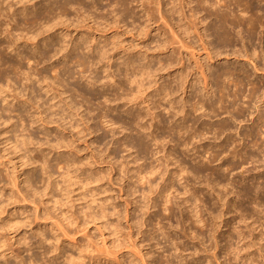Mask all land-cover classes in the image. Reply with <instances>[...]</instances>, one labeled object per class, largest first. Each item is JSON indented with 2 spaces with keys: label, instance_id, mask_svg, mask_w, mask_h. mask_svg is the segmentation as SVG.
I'll use <instances>...</instances> for the list:
<instances>
[{
  "label": "rangeland",
  "instance_id": "rangeland-1",
  "mask_svg": "<svg viewBox=\"0 0 264 264\" xmlns=\"http://www.w3.org/2000/svg\"><path fill=\"white\" fill-rule=\"evenodd\" d=\"M3 1H4V4L2 3L1 6H3V5L4 6L3 7L0 6L2 8L1 10L3 11L2 16H4V18H5L4 19V18L0 17V26H2V27H0V29L2 28V30H3V31L1 30V33H0V45H1L0 46V109L1 108L4 109L6 107H9L10 109L9 108H6V109H9V110L12 109L13 112H12V110L10 112L4 111L7 114L5 113L3 118L2 119L0 118V161H1L0 162V169H2V170H0V191H1V193H0V196H1L0 197V264H108V263L109 264H116V263H120V264H134L135 263L136 264V262H137V264H147V263L150 264L151 262H150V260H148V258L146 259L148 262L145 261V258L147 257V256H145L146 253H148L150 256L153 254L155 263L157 262L159 264L158 261L161 259L160 258L161 255L159 253H161V254L163 253L162 256L164 255L163 257L167 261L169 254H171L172 257L174 255H179L180 250H183L182 256H184V258L183 257L182 258L185 260L183 261V259H181V257H179L181 260L179 258L173 259L172 257H170L171 259H173L172 264H179L180 262H181L180 264H184V263L185 264H194V263L197 264L199 253H200L199 259L201 260V262L204 261L205 262L204 264H207V259H208L207 257L208 256H210V260L212 258L213 264H218V263L225 264L227 261L229 262V260L227 258L228 256L226 255L225 251L223 250V244L225 242L220 241L219 245L217 247L215 244V241L214 240L212 241L209 238V236H210L209 235V233H210L209 228L208 229L204 228V232H206L207 234L206 233L201 234V231H199L198 228H196V227H198V224L196 223L194 225L191 223L190 217L194 214V213L190 212L191 211L190 210L191 202L186 204L183 199L187 198L188 195L191 196L190 194L192 192H195V194H196L195 198L192 197L193 199H191L192 203H194V206L196 205V207H198V208H196L197 210L200 209L202 211L201 212L202 213V219H204L205 221L208 220L209 222L214 221L213 222L214 224L213 223L212 224L217 228L214 227L213 231H215V235L219 240L221 239L220 236L222 237L223 234L227 235L230 231H233L235 229L243 230L244 233L246 234L245 237H247V235L248 236L254 235V238L256 239L255 236L258 235L257 241L259 238L263 240L262 242H260L261 240L259 239V242H258L259 245H257L258 244L257 241L255 240L256 241L255 242L254 238H251L253 236H249L250 237L249 239H253L255 244L257 243L255 245V247L256 246L257 247L256 248L253 247L251 252L253 251L255 254H256V252H258V253L260 252L259 254L261 255V250H262V254L264 255V253H263L264 252V247H263L264 246L263 245L264 244V238H263L264 235H262V234H264V227H263L264 226L263 225L264 224V212L260 213L259 211H257V213H256L257 215L255 214L256 216L255 215L247 216L246 217L247 222L246 221L242 222L243 218H241V217L246 216L245 213L240 211L239 209L233 210V208H235V207H233L234 203L236 204L235 206H237L238 202L243 197V194L241 193V191L243 189L248 188L249 185L252 188L253 186H255V183L258 186L261 185V187H264V162H262V161L260 163H250L249 162L248 164H243L241 167L239 166L238 169L231 171V170H227V163H241L242 162L241 158L228 157L229 151H227V153H224L223 155H221V157L218 161H216L212 164H209V161L211 158V152L213 150H211L209 153H207L205 151L206 149H210L211 147L213 149H216L214 147L217 145L220 146V144L223 145V141L225 144L226 140H228L227 138H229V135H231L233 137V139H236L237 142L239 141L240 145H241V147H239L238 143H237L238 145L237 144L233 145L232 141H228L229 148L231 150L234 146H237L238 149H241L243 144H246V143L248 144L249 140H244V138H243L244 136L243 135L240 136L238 133H239V131H241V130L244 131L246 128H249L252 125V121H250L251 117H249V119L247 116L243 117L241 120H243V121L246 120V121H244L241 124H239V122H236L234 124V128L231 132H227L226 134L221 135L220 138L214 139L213 134L210 133L213 130L212 129L213 125H215L216 123L219 124V123L224 122V121L232 122L231 118H230V115L222 114V113H220L218 116L206 115L200 119V122L205 121V123H207V125H208L207 126L208 131H210V132L207 133V130H205V133H207V135H206V138H204V137L202 138V141L198 137V133L196 135H193V137H192V135L190 137L188 135L184 136L185 139L186 138H187V140L189 139L188 140L190 142L189 149L183 148L184 146L177 148L175 142L173 143L172 141H168V140H171V135H169V132H170V130H172V127L175 128L177 125L182 124V126H185V127L187 126L188 128L186 127V129L189 131H192V130L194 131L198 128V114H200L202 111L200 113H198V112L194 113L193 111L191 112L192 103L195 100L196 101L198 100V96H197V98L195 97V100H194V98H192V96H196L195 94H197V92H198V84H196V81H195L196 78H198V76H196V75H200L198 73V59H200L199 61H202L205 64L209 63L208 65H212V68L214 67L216 69H218L220 63H224V62L228 63V61L225 60L226 56H225V58H224V56L218 58L219 60L217 58L212 60L213 63L209 62L208 59L206 60V58L208 57V55H207L208 52L204 51L202 46H201L202 43H200V41L198 39V35H197L198 34V24L197 25L195 24V23H198V15H196V17H193L194 12L192 13L190 10V7L191 6L195 7V4H196L195 3L191 6L189 5V3L192 2L193 0H186L184 3L182 2L183 3V5H182L183 10L179 9L181 7L177 5L178 9L183 12V15H181V12H180L179 14H176L175 17L172 16L169 19L170 20L169 23H166L167 25L165 23H163L165 21L162 20L161 15H160L161 11L159 13V11H158L159 8L157 7V5H155L156 6L155 7L152 4L151 6L148 5L149 7H147L146 6L147 4L144 3L146 1H144V0H142V1L141 0H127L128 1L127 2V8H129L128 11H131V13H132V14L128 15L129 17L126 16L127 14H123L124 13L123 10L121 11V9H120L122 7L121 4H120V7L117 8L116 6L118 5V3H115L113 0H111V3H113V4L110 3V5H109L110 0L109 1L107 0L108 2L106 0H104V2H102L103 0H101V1L98 0L99 4L102 7L98 3L94 7V4H95L94 0H84V2H82V0H79L83 3V4H81V2H79V4H81V6L82 5L84 6V3L87 4L86 6H84L85 8H81V6L78 3L76 4L77 6L75 4L72 5V6L75 5L74 8L70 7L71 5H68L67 7L69 8V10L67 8L66 14H65V16L67 18V19L65 18V21L66 20H68V21H66L64 23H62V21H60L59 23H57L56 21H59L58 19L53 20L49 23V25H51V26H49L43 20L39 21L40 18L38 21H36L37 23L39 22V24H37L39 26H37L35 24L36 22L32 23V20L34 19V17L36 15L37 16L39 15L41 17V19L42 18L44 19V17L46 16L45 15L46 13L44 11H46V9L45 8L43 9V7H45L44 5H46V4L48 5L52 0H48V1L47 0H29V1L28 0H23V1L22 0H9L6 2H5V0H3ZM61 1H63V0H59V4H57L58 2H55L56 6H59L61 3L63 4V2H61ZM90 1H91V3H90ZM129 1H131V2H129ZM163 1H164V3H166V2L168 3V0H163ZM25 2H27V3H25ZM52 2L54 3V0ZM129 3H131V4H129ZM0 4H1V2H0ZM11 4H12L11 7H13L12 9H15V11L10 9ZM54 4H53V8H51V9H54V6H55ZM114 4L115 5L117 4V5L115 6ZM128 4L130 6H128ZM34 5L38 6L39 10H37V7H34ZM87 6L89 8L90 7H92V8L89 9ZM152 6H154L155 8H158V9L155 11V9H153L154 7L152 8ZM22 7L23 8L28 7V12L30 13V15H28L26 17L22 11L23 10ZM75 7H78V8L75 9ZM169 7H171V6L170 5L169 6L164 5L163 8L161 7V9H163L162 10L163 13H165L164 11H168L170 9ZM80 8L83 10H80ZM114 8L119 10V12L117 10H113ZM151 8L153 9V12L150 10ZM85 9L89 13L86 12ZM99 9H101V10H99ZM104 9H107L108 11L109 10L110 11L113 10V11L112 12L109 11L110 12L109 13L107 10H104ZM67 11H68V13H67ZM78 11H80V12H78ZM114 11L116 12L117 18L115 17L116 15H115ZM103 12H106V14ZM120 12H122V13H121V15L118 16V14ZM83 13H85L86 15H84ZM128 13H130V12H128ZM152 13L153 14L155 13V14L153 15ZM42 14H44V17H42L43 16ZM100 14H103V15H100ZM33 15H35V16H33ZM90 15H93V16H90ZM122 15H125L126 17L123 16L124 17L123 18V17H121ZM152 16H154L155 20L153 19ZM156 16H157V19H156ZM73 17L75 18V20H73L74 19ZM191 17H192V19H191ZM80 18H81V20H80ZM100 18H102V19H100ZM118 18H119V20H117ZM29 19L31 22L27 23V22H29L28 21ZM115 19L117 21H114ZM77 20H78V22H76ZM191 20L193 22H195L194 24L196 25V28L191 29L189 36L187 34L184 35V33H182L181 31H183V29L186 25H187L186 27L189 26V23H191ZM11 21H12V23H11ZM112 22L114 24H112ZM1 23H2V25H1ZM178 24L180 26H183V27H181L179 29L180 26ZM43 25L44 26L46 25L45 26L46 28L45 27L42 28ZM146 25H148V26H146ZM164 25H166V26H164ZM6 26H7V28H6ZM31 26L32 27L35 26V27L31 28ZM47 26H49V27L47 28ZM5 28L6 29L9 28L8 31H10V33L13 31L11 36H8V32H6L7 30H5ZM11 29H12V31H11ZM21 30L22 31L24 30V33ZM29 30L30 31L32 30L31 34L32 33L37 34L36 37L33 34L32 35L30 34L31 37L28 38ZM171 30H174V31L171 32ZM203 30L204 29L202 27L201 32L204 35ZM25 32L28 34L27 37H25L26 36ZM195 32H196V35H195ZM20 34H22L23 36H21ZM54 34H55V36H54ZM59 34H61V35H59ZM63 34H65V36ZM66 34H67V37H66ZM118 34H119V36H117ZM5 35H7V36H5ZM33 36H34V38H32ZM57 36L59 37L60 41L61 40H63V41H61V42L59 41L60 43H58V37ZM113 36H114V38H113ZM61 37H64V38H61ZM86 37H87V39H86ZM47 38H48V40H47ZM79 38L80 39L85 38L86 42L89 39L88 42H90V43H87L86 46H88V48H93V49L95 48L96 51L95 50H94V52L90 51L89 55H88L87 52L89 50L88 49H87L88 51L85 50L86 46L84 45V43H86V42L85 41L83 42V40L80 41ZM114 39L116 42L114 41ZM13 40H14V43H13ZM77 40L81 42V43H79V46L81 44L85 46V47L83 46L84 49L82 48L84 51L81 50V48L79 46L78 47L80 48L81 51L80 50L75 51L76 49H79L78 47H75L76 49H74V50L72 49L73 53L69 55V58L68 59L65 58L63 56L64 53L66 54V52L71 49V46L73 47V45H75L74 42ZM182 40H183V42H182ZM206 40L209 41L208 38ZM53 41H55V42H53ZM56 41H57V44H56ZM107 41H109L110 43L113 41V43H111V45L108 44L109 47L107 48V51L110 49V52H109L110 54L109 55L107 54V57L105 55L106 58H104L105 59L104 60V59H102L103 57L101 58V56L104 52L103 50L108 46V45H106V43H109ZM173 41L174 42L176 41V43H174ZM165 42L168 44L170 42L171 43L173 42V43L172 44L170 43L171 46H170V44L169 45L167 44L168 45L167 46L165 44ZM187 42H189V43H187ZM1 43L3 45H5L6 47H9V46L10 47L6 48L5 46H2ZM61 43H63V45ZM161 43H163V44H161ZM179 43H181L183 45V47L185 45L188 47L187 44H189L190 47H188L189 49L186 46L184 48H182V45ZM53 44H54V46L55 45L57 46V48H56L57 51L60 50L62 47H63V49L66 48V50L64 49L65 52L63 49H62L63 51L60 50L62 52H60V51L57 52L56 49L54 48ZM58 44H59V46L62 45V47H60V49L58 48L59 47ZM199 44H200V46H199ZM162 45H164V46H162ZM51 46L54 48L55 53L57 52L56 54H54L53 48L51 50ZM137 46H138V48H137ZM110 47H114V48L111 49ZM176 47L179 48L178 53H177L178 49ZM233 48H228V49L223 48L222 50H224L223 52L225 54L226 53L229 54L232 52ZM113 49H115V51ZM160 49L162 50V52ZM35 50H36V52H35ZM48 50L53 51V53L52 54L50 53V55L48 54V56H47L48 59L46 57V59L43 58V60H41L39 62L38 60L42 59V54ZM99 50L102 51V53L100 52L101 54L99 53ZM225 50H226V52H225ZM21 53L23 54L25 59H22V58H24L23 56L21 58V56H20ZM78 54H79V56H78ZM52 55H55V56H53V58H50V56H52ZM81 55H83V56H81ZM87 55L89 57H91L92 59H93V56H96L95 59L97 61L95 59H93V60H95V63L97 64V66H96V64L94 66V65H90L91 63H88L89 60L87 58H89V57ZM99 55H100V57H98ZM151 55H152V57H151ZM173 55L177 60L174 57H172ZM26 56H27V58H30L31 60H28L26 58ZM80 56H81V58H79ZM109 56H110V58H108ZM170 56H171L172 60L169 59ZM77 57L79 60L84 58L83 61L87 62L91 66V68H89L90 66L85 63L86 66H88V67L85 68L86 70L83 69L84 65L82 66L79 63V60L76 59ZM146 57H148L149 59L152 58V60L155 61L154 63L152 62L150 64L151 65L150 67H152V68L154 67L155 72L157 71V73H155V75H153L154 79L152 77H151V79L150 78L146 79V81H148L149 84H151V81L153 80L152 87H151V85H150V87H148V82L144 81L145 84L147 83L146 86L148 88H150V89H147V91L145 90L146 92L144 91L145 92V93L143 92L144 94L141 92L140 93H134V92H138L135 90L137 88L134 87L135 91L133 93L135 95L139 94L138 100H139V97L141 96L139 101L136 98L137 95L136 96L135 95L134 96L129 95L130 97L126 96L127 98H129L128 100L125 99L126 97L125 98L122 97L125 100H122L119 98L120 101L118 99V100H116V102L114 101L115 98H114V100L110 99V98L115 97L116 95L120 96V94H121V96H124V94H126V88L127 89L129 88V85H127L125 83L126 77L124 75H126V74L122 75V72L126 69L122 62H124L130 58L133 62L135 61L134 63H136L134 66L137 68V65H138V67L140 68V66L143 65V63H146V61H147L145 59ZM153 57H154V59H153ZM162 57L164 58V60L162 62L163 63L166 62L165 63L166 65L171 63V61H173V58H174V61H173L174 66L172 65L170 67V65H168L169 66V68H168V66L165 65L166 69L164 67V69H163L164 71L161 70L163 68L161 66L162 63L160 62L162 60L161 59ZM74 59H76V60H74ZM235 59L236 58H234V56L230 55V63L232 65H237ZM166 60H168V61H166ZM241 60L247 66L249 65L248 68H252V65L250 64V62H247L246 59L241 58ZM20 62L22 64V68L18 67ZM140 62H142V64H140ZM158 62H160V63H158ZM98 64H100V65H98ZM139 64H140V66H139ZM159 64H161V65H159ZM12 65H14V66H12ZM16 65H18V66H16ZM182 65L184 67H182ZM64 67H66L67 70L69 69V73H68V71H66V69ZM157 67H158V69H156ZM186 67H187V69H186ZM58 68H59V70H58ZM121 68H122V70H121ZM159 68H160V70H159ZM54 69L56 70V73H55ZM216 69H214V70H216ZM84 70H85V72H83ZM118 70H119V72L120 71H122V72L119 73ZM183 70H184L185 74H187L186 81H188V82L184 84L183 88L179 89L176 86L174 79H177L176 77H179L180 74L183 72ZM81 71H82V74H81ZM152 71L154 72V70H152ZM64 72L69 74V75L67 74V76L72 75L70 77L73 79H70V77H69L70 80L67 79L68 77L66 75H64ZM125 72H126V70L123 73H125ZM130 72L131 71L128 72L129 75H130ZM139 72L140 71H138L137 73H139ZM188 73H190V74H188ZM58 74H60V75H58ZM57 75L59 76L58 79H60V78L63 79L62 81H64V83H65L64 84L62 82L63 83L62 85H64V87L62 86L63 89L61 87L59 89V91L57 90L58 88H56L57 85H59L58 84L59 80H57L56 82H53L55 80V78L57 77ZM62 75L64 77H62ZM96 75H98L100 78L98 76L97 77L99 79L96 78L95 77ZM113 75H114V77H113ZM27 77L30 79L28 80ZM89 77H91V78H89ZM112 77H113V79L116 77V79H114V80H117V82H119V83L114 84V80L112 79ZM138 77L140 79L141 75ZM200 77H201V75H200ZM65 78L68 81L65 80ZM258 78H261L263 80L264 75L263 76L259 75ZM45 79H47V80H45ZM90 79L91 80L98 79L99 81L96 82L95 86H91V84L89 86H87L90 83L89 81H91ZM111 79L113 81H111ZM120 79H122L124 81L125 84L123 83V85H124L125 89L124 88H122V89L118 88L119 85H121L123 82ZM100 80H101V82H100ZM202 80L203 79H201L200 86L204 87L205 82H204V80L203 81ZM120 81H122V82L120 83ZM76 82H77V84H74ZM192 82H193V84H196L195 88H194L195 90L190 88L192 85ZM108 83H109V85H108ZM48 84L51 85V88L53 86L52 90L53 89H55V90L51 91L50 93H47L46 90H47ZM53 84H55V85H53ZM73 85H75V86L78 85L77 86L78 89H77V87H74ZM79 85H80V89H79ZM115 85L118 87H116ZM161 85H163V87L166 86L167 89L169 88V86L171 87V85H172V87L174 86V89H175L174 91L176 92V94L172 97H169V96L166 97L165 100L163 98H160L161 96H159V94H157L159 92H156V90ZM104 86H106V87L104 88ZM126 86H128V87H126ZM109 87L111 88V90H109L110 89ZM72 88H76V91L81 90V88L84 90H81L78 93L77 92L75 93V89H74V91H72ZM204 88H202V89H204ZM184 89H185V91H184ZM177 90L179 93L177 92ZM65 91H67V93H65ZM112 91L117 92V94L112 92ZM63 92L65 93L64 95H63ZM84 92L85 93L87 92V94H84ZM88 93H89V95H88ZM112 93H114L113 97L111 95ZM150 93L152 94V96L150 95ZM80 94L82 96L85 95L86 98H87V96L91 98V96L94 94H96V95L99 94V96H97V97H96V95L93 96V97H96V100H95V98H91L92 100L90 98H88L89 100L87 99L88 101H86V98H83ZM90 94H91V96H90ZM148 94L150 95V97L148 96V98H147L146 95H148ZM218 96H219V94H216V98L214 96L213 100L216 99V100H214V103L218 102V99H219ZM74 98L75 99L77 98V100L73 101L74 102L73 105L71 104L73 110L70 111L68 108L71 105H69V104L65 105L64 103H66V102L70 103V102H72V101H70V99L73 100ZM67 99H69V101ZM188 99L192 102L188 103L185 107L186 111H184V113H188L186 115L187 118L184 119L183 118L184 113L180 114V112L177 113L179 115L175 116L176 111H179V110L181 111L183 108L182 107L183 102L188 101ZM61 100H62V102H61ZM126 100L128 102H126ZM143 100L149 101L150 105L153 103L154 104V105L152 104L153 107L159 102V104H161L162 107L160 109H156V111L155 110L154 111L156 113H158V115L160 117L157 116V119L153 120L151 117V116H153V114L151 112H149V110H148L149 108L148 109L146 108V104H140V105L137 104V102H142ZM170 100H173V101L170 103ZM108 101H111V102L109 103ZM75 102H76V104H75ZM89 102H91L92 104ZM99 102H100V104H99ZM173 102L176 104L173 105L172 104ZM132 103H134V104H132ZM175 106H176V108H175ZM103 108H105L106 110H104ZM109 109H111V110H109ZM174 109H176V110L174 111ZM68 111H69V113H68ZM100 111L101 112L104 111L106 113H104V112L101 113ZM138 111L140 114L144 115L142 117H144V119H145L143 121L138 120V123L140 122L144 126L147 125L148 127L146 126V128L147 129L150 128L148 131H146L142 127H140V123L138 124V123H136L137 121L136 122L134 121V120H136V119H134V116L137 114ZM0 112H2V111H0ZM4 112H2L0 114V117H2V114ZM20 112H22L21 115H23L22 118H24L23 120L25 121L24 125L26 124L25 126L22 125L23 127L21 126V123L19 122L18 114L20 115ZM134 113H135V115H133ZM147 113H149L148 116H146ZM104 114L107 115L108 118H104ZM172 116H174V117H172ZM162 118H164L165 121H167V122H164V119H162ZM59 119H62V120L64 119V120L62 121ZM112 119H113V122L111 124L110 121H112ZM122 119H123V121H120ZM124 119L126 122L129 123V126L127 125L126 122H124ZM194 119L195 120L197 119L196 122H194L195 121ZM117 120H119V121H117ZM161 120H163L164 124L162 122L160 124ZM10 122L15 123L16 126L13 123L9 124ZM120 122H122V123H120ZM134 122H135V125H130V124H134ZM193 122H194V124H193ZM78 124H79V126L77 127ZM152 124H154L155 128L152 127ZM162 124L167 126V129H163L160 131L157 130V128L159 126H161ZM17 125L20 127L19 129H17L18 128ZM75 126L77 128H75ZM131 126H133V127H131ZM169 127H171L170 130L168 129ZM23 128H24V130L25 129H27V130H25V132H23L24 131ZM11 131L14 132V134L17 136V138ZM15 131L17 132V134ZM162 131H163V133H162ZM28 132H29L30 136H32V139H33L32 142L34 141L33 142L34 144L31 143V146L29 143H28V145H29L28 146L27 143H25L23 141L24 137H23V140L21 138L22 137L21 135L24 134V135H26L25 139L26 138L29 139ZM144 132H146V133H144ZM150 133H153L157 137L159 136L158 138H160V140L162 139L161 140L162 142L160 141V143H158L160 145H156L157 143L155 144L152 136H150ZM18 135L21 136V137L19 136L20 140L22 141V142L20 141V143L24 142V144L16 143L17 140L19 142ZM168 135H169V137H168ZM33 136H34V138H33ZM61 138H63L62 141H60ZM144 138L146 139V141ZM7 139H8V141H6ZM185 139L183 138L182 141H184ZM58 140L60 142H64L65 144L68 143L70 146L68 144H67L68 146H66L64 143H63V145L61 143V145L63 147H61L60 144H57V145H60V147L56 146V143L59 142ZM63 140H65V141H63ZM136 140H138V141H136ZM142 140L145 143H142ZM28 142H30V140ZM15 144H18L19 146L21 145L22 149L19 148L18 145H17V147L19 150L21 149L23 151L16 150V148H14V147H16ZM129 144H130V146H131V144H133L132 146H136L137 148L130 147ZM145 144H147V145H145ZM192 144H193V146H192ZM144 145L148 149H146ZM198 145L200 146L199 153H198ZM55 146H56V148H53ZM159 146H160V148L158 149ZM34 147H35V149H34ZM141 147L144 150L143 149H142V151L139 150V148H141ZM192 147H194V148H192ZM26 148H27V150H25ZM69 148L72 150H69ZM163 149H165V150H163ZM29 150H30V152H29ZM33 150H35L36 152H34ZM157 150L158 151L160 150L159 151L160 155L157 153ZM42 151H43V153H42ZM44 153H46V154H44ZM154 153H156L155 156H154ZM171 153H173L177 159H180V160L182 159L181 161L183 162L184 166L187 165V167H186L187 172H185L184 176L188 177L187 181L189 182L188 183L189 185L187 186V183H185L186 181L180 180L181 178H178V181H176L177 179L175 181H173L175 189H178V192H179V193L175 192L174 189L170 191L173 204L176 202L174 204L175 206L173 205V207H174L173 211L175 210L174 213L170 210L169 211L172 213H170L168 210H164L165 207L166 208L169 207L170 204H168V206L164 205L163 204L164 199L158 194L159 190L170 187V184H171L172 179H173V175L175 173L174 171H175V169H177L178 164H179V163L175 164L176 159L175 160L173 159L175 156L174 155L170 156ZM23 155H26V156L31 155V156L25 158V159L28 158L31 160L30 161L27 159V161L30 163V165L28 162L25 161V159H23V157H25ZM46 155H48L49 158ZM162 156H164L165 158ZM30 157H33L34 160L37 158L36 160L38 161L37 165L35 166L37 168L33 173L34 176L39 175V177L35 176L36 179L38 180L40 177L46 178V180L44 178H43L44 180L40 179V180H43L42 181L43 183L45 181L44 184L42 182H40V180H39L38 183H41V184L37 183L38 185L34 189H36V188L37 189L40 188V189L38 191L36 190L35 192H33L34 189L28 188L26 186V183H25V179H26L25 177L27 176V171L29 172V169L34 167V166H31V163H33L32 162L33 159ZM42 157H43V159H42ZM44 157H46V159L50 163L48 161H46V159ZM57 157H59V159H56ZM71 157H72V160H71ZM92 157H94L95 159ZM160 157H161V159L163 158L162 162H161ZM167 157H169V158H167ZM66 158H68L70 160H68ZM137 158H139L140 160ZM222 158H224V159H222ZM74 159H78L77 161L79 163ZM158 159L160 162L158 161ZM225 159H226V162L224 161ZM36 160L34 162H37ZM56 160L57 161L60 160L61 162L64 161V163L62 162L63 163L62 164L60 161H58V163H57ZM69 161H72V162H70L71 164H69ZM73 161H76L77 163L75 164V162H73ZM46 162H47L48 166H47ZM96 162H97V164H96ZM25 163H27V165ZM42 163L44 164L43 167L46 165L45 167L48 169V171L53 173V176H52V174L49 175V181H47L48 177H45L48 175L44 174V171L42 169L43 167L41 168ZM66 163L68 164L67 166H66ZM159 163L163 164L164 168H165V166L168 165V171L165 172L164 173L165 175L163 176L161 174V169H160L159 171L155 172L153 175L149 176V180L150 181L152 180L151 183H153L152 185H153V189H154V191L152 189V192H150V187H149V184L146 183V180L144 181V184L137 182V178L135 176L136 172H137L136 170H138V167H141L143 170L147 169V167H148L147 170L149 171L151 164L154 168L159 169V165H160ZM199 163L202 165V166L201 165L199 166L200 168L203 167L204 165H209L210 166L209 168H211V170L209 169L207 171H203L198 175ZM59 164H62V165H59ZM80 164L83 166H81ZM165 164H167V165H165ZM63 165H64V167H67V169L62 167ZM71 165H74V166L76 165V166L74 167ZM77 165H79V167L81 169ZM142 165L144 167H142ZM69 166L72 169L68 168ZM38 167H40V168H38ZM48 167L51 170H49ZM77 167L79 168V169H77V170H79V172L76 171ZM164 168H162V169L164 170ZM66 170L68 173L66 172ZM73 170H75V171L73 172ZM80 171H82V172H80ZM85 171H87V172L89 171L90 173L89 172L87 173ZM41 172H43V175ZM64 172L67 173L66 174L67 178L65 177ZM71 172H73V173L70 174V177H71L70 178L68 175ZM75 172L77 175L74 174ZM84 173H87V174H84ZM92 173H94L95 175L94 174L92 175ZM101 173L103 174V177H104L103 180H102V177L99 176V174L102 175ZM90 174L92 177L93 176L95 177V178L94 177L91 178L93 183L90 179L84 178V176L88 177L86 175L90 176ZM160 174H161V176H160ZM78 175H80L81 177ZM97 175L99 176L100 180L97 177V179L99 181H97V179H96ZM158 176H160V177H158ZM5 177H7V178H5ZM9 177H11V178L9 179ZM51 177H53V178H51ZM62 177H65V179L67 180V182L66 181L65 182L67 184L64 182L65 179H62ZM75 177H77L81 182L79 181V183H77L78 182L77 178L75 179L76 181H74L73 179ZM69 178H70V180H73L74 183L72 181L70 182V180L68 181ZM224 178H225V180H224ZM51 179H53V181ZM81 179H83V181ZM54 180H55L54 184H56L58 182L59 187H58V185H57L58 183H57L56 185H54L56 187V188L54 187L56 189V191H50V193L54 192V194L58 195L61 193L60 192L61 188L63 189L70 184H71L70 186L73 188L68 186L69 188L67 187L66 189H71V190H68L69 193L75 190V193L69 194L68 191L65 192V189H64V192L66 194L61 190L64 194L61 193L62 195L60 194L59 196H55L51 193V195H49V197L51 199H53L51 201V199L48 198V196H47L49 194V192H47L44 189L46 188L47 184L50 181L52 183V182H54ZM85 180H87V183L91 182V183H88L91 186L89 185L86 188V184H85L86 181ZM96 181L98 182V184L95 183ZM83 182L85 185L83 184ZM75 183L82 184V185H77ZM73 184H74V186H72ZM225 184L227 185V187H224V189H223V186H226ZM16 185H18V186H16ZM83 185L85 188L82 187ZM180 185H181V187H180ZM38 186H40V187H38ZM61 186H63V187H61ZM184 186L189 187L186 190H188V191L190 190L189 194H187L186 196L183 195L184 192L186 191L184 189ZM74 187H75V189H74ZM76 188H77V191H78V188H79V191L81 189L83 190V188H84L83 192H80V194H82V196L84 195V197H82L81 195H80L81 197L79 196V194H78L79 191L77 192ZM143 188H144L145 194L147 192H150V193H148V195H150L148 198L146 197L147 194L146 195L143 194V191H142ZM42 190H44V192ZM41 191L43 192V194ZM135 191H137V192H135ZM36 192L38 193V195ZM84 192H85V194H83ZM24 193L26 194V196L24 195ZM35 193H36V195H35ZM44 193H46V194L44 195ZM141 193L144 196L141 195ZM91 194H92L94 199L92 198V196H90ZM52 195L55 196L56 198L53 197ZM94 195H95V197L98 196V197H96L97 200H95L96 198L94 197ZM174 195H175V197H174ZM60 196H61V198H64L65 200L61 199ZM62 196H64V197H62ZM57 197L60 198L59 201H58ZM145 197H146V199H145ZM261 197L264 198V194ZM54 198L56 199V201L54 200ZM66 198H68V199L70 198V199L68 200ZM80 198L82 199V201L80 200ZM83 199H85V201ZM61 200L64 201V204H66V206L59 203V202H62ZM104 200H106L108 202L107 203L108 205L106 204L107 206H105V208H104V205L106 202ZM200 200H202V202ZM88 201H89V203H88ZM93 201L94 202L97 201V202L94 203ZM203 201H205V202H203ZM65 202H67V203H65ZM101 202H105V203H101ZM154 202H156V204ZM58 203L63 207H61ZM91 203H92V205H91ZM138 203H139V205H138ZM88 204L90 207L87 206ZM155 205H157V206H155ZM91 206L95 210H93L91 208ZM145 206H148L149 208L145 207ZM250 206L251 207L253 206V208L255 206V208H256L257 205L253 204ZM82 207H84V211H83ZM79 208H82V210L80 211ZM85 208H87V211ZM90 208L93 211L90 210ZM177 208H179L180 210ZM257 208H259V207H257ZM101 209H103V210H101ZM104 209L107 212H109L110 215H108L109 213L107 214V212H105ZM262 209L263 208H261V210ZM158 210H159V212H158ZM197 210H195V213L198 212ZM68 211H69V213H67ZM82 211L84 213H86V212L87 213L84 215L80 214L79 216L76 215V214H78V212L80 213ZM88 211H90V213L94 212V214L92 213L93 214L92 215ZM95 211H96V213H95ZM98 211L101 213L103 211L104 214L106 213L105 214L106 216L103 213H102L103 216L101 213H97ZM63 212L65 213L66 216H70L71 215L70 213H74L75 215L74 214L71 215L72 218L74 216L73 221H72V219L71 220L68 219L70 217H66L63 214ZM166 212H168L169 215ZM95 214L101 218H99L98 216L94 218ZM112 215H114V216H112ZM62 216L67 218L70 222L65 220L64 218L62 219ZM158 216L161 218H158ZM256 217L258 218V220ZM96 218H98V219H96ZM60 219H62V220H60ZM254 220L259 221V223H258L259 227H258L257 223H256V226L253 225V224H255ZM71 221L74 223V225H73V223H71ZM208 221H206V222H208ZM63 222H65V224H62ZM67 223H68V226H67L68 229H67V227H64L67 225ZM260 223H261V225H260ZM59 224H60V226H59ZM70 224H72V225H70ZM61 225H63V227L65 229ZM193 225L194 226L197 225V226L194 227ZM253 226H254V228H252ZM247 227H248V229H247ZM60 229H63L64 231L68 230L67 231L68 233L63 232ZM205 229L208 230L209 232L206 231ZM250 232H251V234H250ZM43 235L45 237H47L49 240L46 239L45 237L43 238ZM204 237H206L207 239ZM43 241H45V242H43ZM244 241L247 243L248 239H246V240L244 239ZM245 242H244V244H246ZM178 243H179V245H178ZM260 243H261L262 247L260 246ZM244 244L240 243L239 246L242 245V247H243V246H245ZM176 245L180 248L179 251L176 250ZM168 246H169V248H168ZM258 247H260V249ZM167 248H168V251H167ZM182 248L186 249V251H184V249H182ZM164 249L169 253L168 255H167V252L164 251ZM255 249H256V251H255ZM140 251L143 252V256H145L144 260L141 259L143 257H142V253ZM149 251H150V253H149ZM174 251H176L175 254H174ZM206 251H209V252H206ZM192 253L195 254V255L193 254L194 257L192 256ZM212 254L217 255L218 261H215L213 259V257L211 256ZM122 255H123V257H122ZM156 256H157V258H159L158 260H157ZM200 256H201V258H200ZM163 257H162V260H163L162 262H163V264H166V261L163 259ZM96 259L99 261H97ZM109 260H110V262H109ZM178 260H180V261H178ZM111 261H113V262L111 263ZM182 261H183V263H182ZM193 261H195V262L192 263ZM196 261H197V263H196Z\"/></svg>",
  "mask_w": 264,
  "mask_h": 264
},
{
  "label": "bare ground",
  "instance_id": "bare-ground-1",
  "mask_svg": "<svg viewBox=\"0 0 264 264\" xmlns=\"http://www.w3.org/2000/svg\"><path fill=\"white\" fill-rule=\"evenodd\" d=\"M3 0H0V2H1V4H0V6L2 5V3L4 4V1L2 2ZM6 1H9V0H5V2ZM23 1V0H22ZM29 1V0H28ZM48 1V0H47ZM46 1V2H47ZM53 1V0H52ZM50 2L48 5L46 4V5H44L45 7H43V9L45 8L46 9V11H44L43 13L46 15L45 17H44V14H42L43 16L42 17H44V19L42 18L41 19V17L38 15H33V16H35L34 17V19L32 20V23H34V22H36V21H38L39 20V18H40V20L39 21H41V20H43L44 22H46L48 25H49V23L51 22V21H53V20H59V21H56L57 23H59L60 21H62V23H64V22H66V21H68V20H66L65 21V18H66V16H65V14H66V10H67V6L68 5H71L70 7H73L74 8V6L78 3L79 4V2H81V1H79V0H63V1H61V2H63V4L61 3L59 6H56V3L55 2H58L57 4H59V0L57 1V0H54V3L53 2ZM95 1V4H94V7H95V5L98 3L99 4V2H98V0H94ZM99 1H101V0H99ZM107 1V0H106ZM109 1V0H108ZM107 1V2H108ZM115 3H118V5L116 6L115 4V6L118 8V7H120V4H121V6L123 7H121L120 9H121V11L123 10V14H127L126 16H128L129 14H132L131 13V11H128V9L129 8H127V0H113ZM112 1V2H113ZM142 1V0H141ZM144 1H146V2H144V3H146L147 5V7H149V6H151L152 4L155 6V5H157V7L159 8V13H160V11H161V13H160V15H161V18H162V20H164L165 22H163V23H169V19L172 17V16H174L175 17V15L176 14H179L180 12H181V15H183V12L182 11H180L179 9H182V5H183V3L186 1V0H168V3L166 4V3H164V1L163 0H144ZM82 2H84V0H82ZM81 2V4H83ZM102 2H104V0L102 1ZM129 2H131V1H129ZM183 2V3H182ZM9 3V2H8ZM25 3H27V2H25ZM48 3V2H47ZM90 3H91V1H90ZM94 3V2H93ZM110 3H111V0L109 1V5H110ZM143 3V4H144ZM196 3V4H195ZM44 4V3H43ZM53 4L55 5L54 6V9H51V8H53ZM73 4H75L74 6H72ZM81 4H79L80 6H81ZM111 4H113V3H111ZM129 4H131V3H129ZM128 4V6H130ZM193 4H195V7H193V6H191V5H193ZM36 5V4H35ZM34 5V7H37V10H39V7L38 6H35ZM42 5V4H41ZM78 5V6H79ZM87 4L86 3H84V6H86ZM91 5V4H90ZM100 5V4H99ZM149 5V6H148ZM164 5L165 6H171V7H169L170 9L168 10V11H164L165 13H163V9H161V7L163 8L164 7ZM177 5L178 6H180L181 8H179L178 9V7H177ZM189 5L191 6L190 7V10H191V12L193 13V17H196V15H198V23H195V22H193L192 20H191V23H189V26L188 27H184V29H183V31H181L182 33H184V35H188L189 36V33H190V31H191V29H194V28H196V25L198 24V39H199V41H200V43H202L201 44V46H202V48H203V50L204 51H206V52H208L207 53V55H208V57L206 58V60L208 59V61L209 62H212V60H214V59H218V58H220V57H223L224 56V58H225V56H226V58H225V60H227L228 61V63H220V65H219V67H218V69H216V68H214V69H216V70H214L213 68H212V65H208L207 63L205 64L204 62H202V61H199L200 59H198V73L201 75V77H200V75H196V76H198V78H196V84H198V92H197V94H195L196 96H192V98H194V100H195V97L197 98V96H198V100L196 101H194L193 103H192V110H191V112L193 111L194 113H196V112H198V113H200L201 111V113L200 114H198V128L196 129V130H192V131H189V130H187L186 129V127L185 126H182V124H179V125H177L175 128L174 127H172V130H170L171 129V127H169L168 129L170 130V132H169V135H171V140H168V141H172L173 143L175 142L176 143V146H177V148L178 147H181V146H184L183 148H186V149H189V146H190V142L187 140V138L185 139V135H188L189 137L192 135V137H193V135H196L197 133H198V137L200 138V140L202 141V138L204 137V138H206V135H207V133L208 132H210V131H208V128H207V123H205V121L204 122H200V119L202 118V117H204V116H206V115H213V116H218L220 113H222V114H227V115H230V118H231V121L232 122H226V121H224V122H221V123H219V124H215V125H213V127H212V132H210V133H212L213 134V137H214V139H218V138H220V136L221 135H224V134H226L227 132H231L232 130H233V128H234V124L236 123V122H239V124H241V123H243L244 121H246V120H241L243 117H248V119H249V117H251V119H250V121H252V125L249 127V128H246L244 131H239V135L241 136V135H243L244 137V140H249V143L247 144H243V146H242V148L241 149H238V147L237 146H234L233 148H232V150L229 148V144H228V141H232L233 143V145L234 144H237L239 147H241V145H240V142L238 141L237 142V140L236 139H233V137L231 136V135H229V138H227L228 140H226V142H225V144H224V141H223V145H221L220 144V146H215L214 148H216V149H213L212 147L210 148V149H206L205 151L207 152V153H209L211 150H213L212 152H211V158H210V161H209V164H212V163H214V162H216V161H218L219 159H220V157H221V155H223L224 153H227V151H229V154H228V157H231V158H241L242 159V162L241 163H227V170H231V171H233V170H236V169H238V167L240 166H242L243 164H248L249 162L250 163H260L261 161L262 162H264V78H263V80L261 79V78H258V76L260 75H264V0H193L192 2H190L189 3ZM4 6V5H3ZM3 6H1V7H3ZM9 6V5H8ZM12 6V4L10 5V7ZM40 6V5H39ZM77 6V5H76ZM83 6V5H82ZM81 6V8H85L84 6L82 7ZM89 6V5H88ZM87 6V7H88ZM93 6V5H92ZM101 6V5H100ZM143 6V5H142ZM145 6V5H144ZM154 6H152V8L154 7ZM0 7V17H2V18H4V16H2V8ZM41 7V6H40ZM97 7V6H96ZM102 7V6H101ZM156 7V6H155ZM153 8V9H155V11L158 9V8ZM9 8V7H8ZM13 7H11L10 9L11 10H14L15 11V9H12ZM23 8V7H22ZM32 8V7H31ZM76 8H78V7H75V9ZM80 8V10H83V9H81ZM89 8V7H88ZM92 7H90L89 9H91ZM150 9L152 12H153V9ZM5 9V8H4ZM41 9V8H40ZM72 9V8H71ZM70 9V10H71ZM146 9V8H145ZM10 10V11H11ZM22 10V9H21ZM36 10V9H35ZM42 10V9H41ZM68 10H69V8H68ZM93 10V9H92ZM99 10H101V9H99ZM104 10H107V9H104ZM113 10H117L116 8H114ZM112 10V11H113ZM183 10V9H182ZM23 13H24V15L27 17L28 15H30V13L28 12V7L27 8H23ZM34 11V10H33ZM85 11L86 12H88L86 9H85ZM84 11V12H85ZM108 11V10H107ZM106 11V12H107ZM110 11V10H109ZM108 11V12H109ZM112 11H110V12H112ZM118 12H119V10H117ZM149 11V10H148ZM154 11V12H155ZM9 12V11H8ZM32 12V11H31ZM42 12V11H41ZM78 12H80V11H78ZM85 12V13H86ZM106 12H103V13H105L106 14ZM109 12V13H110ZM128 12H130V13H128ZM34 13V12H33ZM32 13V14H33ZM67 13H68V11H67ZM85 13H83L84 15H86ZM89 13V12H88ZM114 13H115V15H116V12L114 11ZM113 13V14H114ZM121 13L122 12H120L119 14H118V16L119 15H121ZM4 14V13H3ZM31 14V15H32ZM77 14V13H76ZM80 14V13H79ZM151 14V13H150ZM153 14V13H152ZM155 14V13H154ZM153 14V15H154ZM100 15H103V14H100ZM112 15V14H111ZM148 15V14H147ZM180 15V16H181ZM185 15V14H184ZM76 16V15H75ZM83 16V15H82ZM90 16H93V15H90ZM105 16V15H104ZM123 16H125V15H122L121 17H123ZM125 16V17H126ZM9 17V16H8ZM7 17V18H8ZM56 17V18H55ZM78 17V16H77ZM76 17V18H77ZM88 17V16H87ZM100 17V16H99ZM102 17V16H101ZM113 17V16H112ZM116 18H117V15L115 16ZM129 17V16H128ZM149 17V16H148ZM153 17V19L155 20V18H154V16H152ZM185 17V16H184ZM74 18V17H73ZM84 18V17H83ZM104 18V17H103ZM124 18V17H123ZM183 18V17H182ZM5 19V18H4ZM67 19V18H66ZM85 19V18H84ZM97 19V18H96ZM100 19H102V18H100ZM107 19V18H106ZM135 19V18H134ZM152 19V18H151ZM156 19H157V16H156ZM174 19V18H173ZM191 19H192V17H191ZM73 20H75V18L73 19ZM80 20H81V18H80ZM98 20V19H97ZM112 20V19H111ZM117 20H119V18L117 19ZM116 19L114 20V21H117ZM160 20V19H159ZM4 21V20H3ZM26 21V20H25ZM29 22H27V23H30L31 21H30V19L28 20ZM71 21V20H70ZM95 21V20H94ZM103 21V20H102ZM123 21V20H122ZM172 21V20H171ZM181 21V20H180ZM5 22V21H4ZM3 22V23H4ZM9 22V21H8ZM76 22H78V20L76 21ZM97 22V21H96ZM99 22V21H98ZM101 22V21H100ZM104 22V21H103ZM109 22V21H108ZM135 22V21H134ZM151 22V21H150ZM11 23H12V21H11ZM41 23V22H40ZM75 23V22H74ZM102 23V22H101ZM121 23V22H120ZM119 23V24H120ZM196 25H195V24ZM8 24V23H7ZM10 24V23H9ZM36 25L37 24H39V22L37 23H35ZM34 24V25H35ZM42 24V23H41ZM61 24V23H60ZM98 24V23H97ZM112 24H114L113 22H112ZM116 24V23H115ZM1 25H2V23H1ZM11 25V24H10ZM18 25V24H17ZM59 25V24H58ZM100 25V24H99ZM167 25V24H166ZM166 25H164V26H166ZM179 25V24H178ZM203 27V31H204V35L202 34V32H201V29H202V27ZM29 26V25H28ZM37 26H39V25H37ZM46 26V25H45ZM44 25H43V27L42 28H44L45 27ZM49 26H51V25H49ZM49 26H47V28L49 27ZM119 26V25H118ZM146 26H148V25H146ZM172 26V25H171ZM170 26V27H171ZM180 26V25H179ZM178 26V27H179ZM0 27H2V26H0ZM33 27H35V26H33ZM32 26H31V28H33ZM116 27V26H115ZM181 27H183V26H180L179 27V29L181 28ZM6 28H7V26H6ZM5 28V30H7L6 32H8V36H11V34H12V29H11V33H10V31H8V29H6ZM12 28V27H11ZM17 28V27H16ZM21 28V27H20ZM46 28V27H45ZM51 28V27H50ZM53 28V27H52ZM119 28V27H118ZM18 29V28H17ZM22 29V28H21ZM117 29V28H116ZM120 29V28H119ZM144 29V28H143ZM163 29V28H162ZM165 29V28H164ZM168 29V28H167ZM170 29V28H169ZM1 30H2V28L0 29V33H1ZM25 30V29H24ZM24 30L22 31L23 33H24ZM28 30V29H27ZM44 30V29H43ZM147 30V29H146ZM166 30V29H165ZM3 31V30H2ZM32 31V30H31ZM31 31L29 30V32H28V34H29V36H28V38L29 37H31L30 36V34H31ZM145 31V30H144ZM174 30H171V32H173ZM27 32V31H26ZM25 32V33H26ZM167 32V31H166ZM170 32V31H169ZM180 32V33H181ZM197 32V31H196ZM196 32H195V35H196ZM22 33V34H23ZM144 33V32H143ZM164 33V32H163ZM162 33V34H163ZM168 33V32H167ZM7 34V33H6ZM10 34V35H9ZM22 34H20L21 36H23ZM27 33H26V36L25 37H27V35H28ZM33 34V33H32ZM31 34V35H32ZM165 34V33H164ZM3 35V34H2ZM35 37H36V35L37 34H33ZM59 35H61V34H59ZM64 36H65V34H63ZM62 35V36H63ZM116 35V34H115ZM114 35V36H115ZM168 35V34H167ZM183 35V34H182ZM5 36H7V35H5ZM34 36L32 37V38H34ZM54 36H55V34H54ZM53 36V37H54ZM114 36H113V38H114ZM117 36H119V34L117 35ZM164 36V35H163ZM179 36V35H178ZM206 36V37H205ZM58 37V36H57ZM66 37H67V34H66ZM65 37V38H66ZM116 37V36H115ZM167 37V36H166ZM177 37V36H176ZM175 37V38H176ZM8 38V37H7ZM12 38V37H11ZM56 38V37H55ZM61 38H64V37H61ZM112 38V39H113ZM209 39V41H207L206 39ZM80 39V38H79ZM78 39V40H79ZM86 39H87V37H86ZM91 39V38H90ZM120 39V38H119ZM10 40V39H9ZM28 40V39H27ZM47 40H48V38H47ZM50 40V39H49ZM55 40V39H54ZM57 40V39H56ZM65 40V39H64ZM77 40V41H78ZM81 40H83V42L85 41L86 42V40H85V38H81L80 39V41ZM89 40V39H88ZM88 40H87V42L86 43H84V45L86 46L87 45V43H90V42H88ZM109 40V39H108ZM117 40V39H116ZM174 40V39H173ZM180 40V39H179ZM6 41V40H5ZM12 41V40H11ZM60 39H59V37H58V43H60L61 41H63V40H61L60 42ZM66 41V40H65ZM73 41L74 42V44L75 45H73V47L71 46V49L69 50V51H67L66 52V54L64 53V57L65 58H69V55L70 54H72L73 53V51H72V49L74 50V49H76L75 47H78L79 46V43H81L80 41ZM114 41H115V39H114ZM169 41V40H168ZM171 41V40H170ZM185 41V40H184ZM52 42V41H51ZM53 42H55V41H53ZM107 42H109V41H107ZM116 42V41H115ZM174 42V41H173ZM172 42V43H173ZM179 42V41H178ZM182 42H183V40H182ZM12 43V42H11ZM13 43H14V40H13ZM12 43V44H13ZM66 43V42H65ZM98 43V42H97ZM105 43V42H104ZM111 43H113V41L111 42ZM111 43L109 42V43H106V45H108V44H110L111 45ZM171 43V42H170ZM169 43V44H170ZM171 43V44H172ZM174 43H176V41L174 42ZM187 43H189V42H187ZM2 44V43H1ZM8 44V43H7ZM47 44V43H46ZM56 44H57V41H56ZM62 45H63V43H61ZM67 44V43H66ZM73 44V43H72ZM119 44V43H118ZM161 44H163V43H161ZM165 44L167 45L168 43H166L165 42ZM168 44V45H169ZM171 44H170V46H171ZM179 44H181V43H179ZM186 44V43H185ZM191 44V43H190ZM9 45V44H8ZM48 45V44H47ZM51 45V44H50ZM62 45L61 46H59V44H58V48L60 49V47H62ZM82 45V44H81ZM79 46L80 48H81V50H83L84 49V45H82V46ZM98 45V44H97ZM105 45V46H106ZM159 45V44H158ZM165 45V46H166ZM167 45V46H168ZM182 45V44H181ZM180 45V46H181ZM188 45V47H190V45L189 44H187ZM1 46V45H0ZM2 46H5V45H3L2 44ZM53 46H54V44H53ZM56 46V45H55ZM54 46V48L56 49L57 48V46L55 47ZM66 46V45H65ZM84 46V47H83ZM91 46V45H90ZM89 46V47H90ZM103 46V45H102ZM114 46V45H113ZM117 46V45H116ZM115 46V47H116ZM120 46V45H119ZM160 46V45H159ZM162 46H164V45H162ZM166 46V47H167ZM186 46V45H185ZM184 46V47H185ZM199 46H200V44H199ZM6 47V46H5ZM10 47V46H9ZM9 47H6V48H9ZM78 47V48H79ZM109 47V45L103 50L104 52H103V54H102V56H101V58L102 59H104V58H106L107 57V54L109 55L110 53V49L107 51V48ZM165 47V48H166ZM178 47V46H177ZM176 47V48H177ZM183 47V45H182V48H184ZM187 47V46H186ZM187 47V48H188ZM234 47V48H233ZM38 48V47H37ZM48 48V47H47ZM52 46H51V50H52ZM54 48H53V51H54ZM80 48L79 49H76L75 51H77V50H80ZM83 48V49H82ZM99 48V47H98ZM111 49L112 48H114V47H110ZM137 48H138V46H137ZM163 48V47H162ZM168 48V47H167ZM181 48V49H182ZM223 48H233L232 49V52L231 53H229V54H225L223 51L224 50H222ZM39 49V48H38ZM49 49V48H48ZM63 49V47L60 49V50H62ZM65 50H66V48H64ZM63 49V50H64ZM89 51H88V50ZM102 49V48H101ZM116 49V48H115ZM115 49H113L114 51H115ZM178 50H177V53H178V51H179V48H177ZM189 49V48H188ZM193 49V48H192ZM226 49V50H227ZM51 50H48V51H46V52H44L43 54H42V59H39L38 61L40 62L41 60H43V58H45L46 59V57L48 56V54L50 55V53L52 54L53 53V51H51ZM60 50H58L57 51V49H56V51L57 52H59ZM62 50V51H63ZM65 50H64V52H65ZM80 50V51H81ZM85 50H87L88 52V55H89V52L90 51H92V52H94V50H95V48L93 49V48H88V46H86V49ZM147 50V49H146ZM161 50V49H160ZM175 50V49H174ZM226 50H225V52H226ZM43 51V50H42ZM51 51V52H50ZM62 51H60V52H62ZM72 51V52H71ZM84 51V50H83ZM82 51V52H83ZM96 51V50H95ZM125 51V50H124ZM127 51V50H126ZM149 51V50H148ZM154 51V50H153ZM167 51V50H166ZM35 52H36V50H35ZM56 52V53H57ZM91 52V53H92ZM102 53V51H100L99 50V53ZM156 52V51H155ZM161 52H162V50H161ZM55 53V51H54V54H56ZM79 53V52H78ZM85 53V52H84ZM100 53V54H101ZM39 54V53H38ZM59 54V53H58ZM57 54V55H58ZM144 54V53H143ZM154 54V53H153ZM152 54V55H153ZM87 55V56H88ZM105 55H106V57H105ZM145 55V54H144ZM152 55H151V57H152ZM179 55V54H178ZM230 55L231 56H234V58H236L235 60H236V63H237V65H232L231 63H230ZM20 56H21V58H22V56H23V54L21 53L20 54ZM53 56H55V55H52V56H50V58H53ZM78 56H79V54H78ZM81 56H83V55H81ZM81 56L79 57V58H81ZM86 56V57H87ZM91 56V55H90ZM93 56V55H92ZM142 56V55H141ZM155 56V55H154ZM180 56V55H179ZM24 57V56H23ZM40 57V56H39ZM74 57V56H73ZM76 57V56H75ZM89 57V56H88ZM98 57H100V55L98 56ZM149 57V56H148ZM148 57H146L145 59L147 60L146 61V63H143V65H141L140 66V64H142V62H140V64H139V66H140V68L138 67V65H137V68L134 66L136 63H134L130 58L129 59H127L126 61H124V62H122L123 63V65H124V67L126 68H124L125 70H126V72L125 73H123L122 71H120L119 72V70H118V72L119 73H121L122 72V75L123 74H126V75H124L125 77H126V79H125V83L127 84V85H129V88L127 89L126 88V94H124V96H121V94H120V96L119 95H116L115 97H113V94L114 93H116L117 94V92H114V91H112V92H114V93H112L111 95H112V97L113 98H110V99H113L114 100V98H115V102H116V100H118L119 98L120 99H122V100H125V99H129V98H127L129 95H131V96H134L135 94L134 93H143L145 90L147 91V89H150V88H148V87H150V85H151V87H152V82H153V80L151 81V84H149V82L148 81H146V79H148V78H150L151 79V77L153 78V75H155V73H157V71L155 72V68L153 69L152 67H150L151 65V63L153 62H155V61H153L152 60V58L151 59H149ZM169 57V56H168ZM172 57H174V55L172 56ZM26 58H27V56H26ZM83 58V57H82ZM96 58V56H93V59H95ZM108 58H110V56L108 57ZM160 58V57H159ZM158 58V59H159ZM175 58V57H174ZM174 58H173V61H174ZM241 58L242 59H246V61L247 62H250V64L252 65V68H248V66L244 63V62H242V60H241ZM22 59H25V57L24 58H22ZM28 60H31L30 58H27ZM26 59V60H27ZM47 59H48V57H47ZM76 59H78V57L76 58ZM76 59H74V60H76ZM84 59V58H83ZM83 59H78L79 60V63L83 66V69H85L86 67H88V66H86V64H88V63H91L90 65H94L95 66V60H93L91 57H89V58H87L89 61H88V63L87 62H85V61H83ZM153 59H154V57H153ZM162 60L160 61L161 63H162V65L161 64H159V65H161L162 67V69L161 70H163L164 69V67H165V69H166V66H168V65H170V67L173 65V61H171V63H169V64H165V63H163L162 61L164 60V58L162 57L161 58ZM167 59V58H166ZM169 59H171V56H170V58ZM176 59V58H175ZM182 59V58H181ZM37 60V59H36ZM92 60V61H91ZM100 60V59H99ZM105 60V59H104ZM172 60V59H171ZM177 60V59H176ZM219 60V59H218ZM221 60V59H220ZM73 61V60H72ZM87 61V60H86ZM97 61V60H96ZM166 61H168V60H166ZM44 62V61H43ZM145 62V61H144ZM160 62H158V63H160ZM77 63V62H76ZM86 63V64H85ZM101 63V62H100ZM213 63V62H212ZM211 63V64H212ZM39 64V63H38ZM42 64V63H41ZM234 64V63H233ZM89 65V64H88ZM89 65V66H90ZM98 65H100V64H98ZM120 65V64H119ZM166 65V66H165ZM250 65V66H251ZM12 66H14V65H12ZM16 66H18V65H16ZM96 66H97V64H96ZM174 66V65H173ZM19 68H22V64H21V62L19 63V66H18ZM69 67V66H68ZM93 67V66H92ZM123 67V66H122ZM159 67V66H158ZM158 67L156 68V69H158ZM182 67H184L183 65H182ZM65 69H66V67H64ZM63 68V69H64ZM89 68H91V66L89 67ZM96 68V67H95ZM120 68V67H119ZM152 68V69H151ZM168 68H169V66H168ZM167 68V69H168ZM64 69V70H65ZM82 69V68H81ZM185 69V68H184ZM186 69H187V67H186ZM55 70V69H54ZM53 70V71H54ZM58 70H59V68H58ZM63 70V71H64ZM86 70V69H85ZM85 70L83 71V72H85ZM121 70H122V68H121ZM140 71L139 73H137L138 71ZM152 70H154V72L152 71ZM159 70H160V68H159ZM62 71V70H61ZM66 71H68V73H69V69L67 70L66 69ZM129 71H131L130 72V75L128 74V72ZM137 71V72H136ZM164 71V70H163ZM167 71V70H166ZM193 71V70H192ZM252 71V72H251ZM41 72V71H40ZM72 72V71H71ZM55 73H56V70H55ZM68 73H65L64 72V75H66L67 76V74ZM141 73V74H140ZM187 73V72H186ZM71 74V73H70ZM73 74V73H72ZM81 74H82V71H81ZM141 75V77H140V79H139V77L138 76H140ZM188 74H190V73H188ZM27 75V74H26ZM30 75V74H29ZM58 75H60V74H58ZM57 75V77L55 78V80L53 81V82H56L57 80H59V82H58V84L59 85H57V87L56 88H58L57 90L59 91V89L63 86L64 87V85H62L63 83H64V81H62L63 79H58L59 78V76ZM69 75V74H68ZM74 75V74H73ZM157 75V74H156ZM179 75V74H178ZM43 76V75H42ZM65 76V77H66ZM70 76H72V75H70ZM70 76H67L68 78L67 79H69V77ZM98 75H96L95 77L96 78H98L97 77ZM116 76V75H115ZM195 76V77H196ZM30 77V76H29ZM61 77V76H60ZM62 77H64L63 75H62ZM74 77V76H73ZM76 77V76H75ZM113 77H114V75H113ZM113 77H112V79H113ZM117 77V76H116ZM116 77L114 78V79H116ZM122 77V76H121ZM120 77V78H121ZM145 77V78H144ZM44 78V77H43ZM46 78V77H45ZM89 78H91V77H89ZM100 78V77H99ZM98 78V79H99ZM177 79H174L175 81V83H176V86L180 89V88H183L184 87V84L185 83H187L188 81H186V78H187V74H185V72H184V70H183V72L180 74V76L179 77H176ZM27 79L29 80L30 78H28L27 77ZM32 79V78H31ZM66 78H65V80H67ZM70 79H73V78H71L70 77ZM69 79V80H70ZM98 79H93V80H91V81H89L90 83L87 85V86H89L90 84H91V86H95L96 85V82H98L99 80ZM111 79V81H113ZM124 79V78H123ZM154 79V78H153ZM195 79V78H194ZM201 79H203L204 80V82H205V88L204 87H201L200 86V84H201ZM45 80H47V79H45ZM97 80V81H96ZM120 80H122V79H120ZM202 80V81H203ZM68 81V80H67ZM123 81V80H122ZM122 81H120V83L122 82ZM144 81H146V82H148V87L146 86V84L144 83ZM150 81V80H149ZM32 82V81H31ZM63 82V83H62ZM100 82H101V80H100ZM103 82V81H102ZM198 82V83H197ZM203 82V83H204ZM61 83V84H60ZM70 83V82H69ZM68 83V84H69ZM117 83H119V82H117V80H114V84H117ZM123 83H124V81L122 82V84L121 85H119V87L118 86H116V87H118L119 89H122V88H124L125 89V87H124V85H123ZM124 83V84H125ZM174 83V84H175ZM65 84V83H64ZM74 84H77V82L76 83H74ZM85 84V83H84ZM113 84V83H112ZM111 84V85H112ZM134 84V85H133ZM196 84H193V82H192V85H191V87L190 88H192V89H194L195 88V85ZM53 85H55V84H53ZM86 85V84H85ZM100 85V84H99ZM105 85V84H104ZM107 85V84H106ZM108 85H109V83H108ZM107 85V86H108ZM133 85V86H132ZM136 85V86H135ZM170 85V84H169ZM66 86V85H65ZM74 87H77V86H75V85H73ZM55 87V86H54ZM63 87H62V89H63ZM82 87V86H81ZM106 86H104V88H105ZM126 87H128V86H126ZM133 87V88H132ZM134 87H136L137 89H135L136 91H138V92H134L135 90H134ZM159 87V86H158ZM166 86H164L163 87V85H161L159 88H157V90H156V92H159V93H157V94H159V96H161L160 98H163L164 100H165V98L166 97H172V96H174L175 94H176V92L174 91L175 89H174V86L172 87V85H171V87L169 86V88L167 89V87L165 88ZM176 87V88H177ZM197 87V86H196ZM52 88H53V86H52ZM52 88H51V85H47V93H50L51 91H53V90H55V89H53L52 90ZM110 88V87H109ZM202 88H204V89H202ZM74 89H75V93L77 92H79V91H81V90H84V89H82L81 88V90H79V91H76V88H72V91H74ZM77 89H78V87H77ZM79 89H80V85H79ZM97 89V88H96ZM95 89V90H96ZM123 89V90H124ZM3 90V89H2ZM109 90H111V88L109 89ZM108 90V91H109ZM117 90V89H116ZM128 90V91H127ZM182 90V89H181ZM195 90V89H194ZM4 91V90H3ZM107 91V92H108ZM145 91V92H146ZM184 91H185V89H184ZM193 91V90H192ZM57 92V91H56ZM134 92V93H133ZM144 92V93H145ZM177 92H178V90H177ZM191 92V91H190ZM62 93V92H61ZM65 93H67V91H65ZM64 92H63V95L65 94ZM124 93V92H123ZM143 93V94H144ZM179 93V92H178ZM84 94H87V92L85 93L84 92ZM83 94V95H84ZM216 94H219V99H218V102H215L214 103V100H216V99H214L213 100V98H214V96H215V98H216ZM62 95V94H61ZM73 95V94H72ZM71 95V96H72ZM81 95V94H80ZM79 95V96H80ZM88 95H89V93H88ZM96 94H94V95H92L91 96V94H90V96H91V98H95V100H96V97L97 96H99V94L98 95H96V97H93V96H95ZM123 95V94H122ZM137 95V94H136ZM135 95V96H136ZM139 95V94H138ZM138 95L136 96V98H137V100H138ZM141 95V94H140ZM150 95L152 96V94L150 93ZM150 95L148 94V95H146L147 96V98H148V96L150 97ZM82 96V95H81ZM85 96V95H84ZM84 96H82L83 98H86V96L84 97ZM127 96V97H126ZM158 96V95H157ZM78 97V96H77ZM102 97V96H101ZM122 97H126L125 99L124 98H122ZM130 97V96H129ZM141 97V96H140ZM140 97H139V100H140ZM190 97V96H189ZM69 98V97H68ZM88 98H90V97H88L87 96V98H86V101H88L89 99ZM90 98V99H91ZM135 98V97H134ZM153 98V97H152ZM88 99V100H87ZM98 99V98H97ZM107 99V98H106ZM120 99H119V101H120ZM133 99V98H132ZM131 99V100H132ZM143 99V98H142ZM150 99V98H149ZM148 99V100H149ZM191 99V98H190ZM68 101H69V99H67ZM74 100H77V98L75 99H70V101H72V102H70V103H68V102H66V103H64L65 105L67 104H69V105H73V101ZM92 100V99H91ZM100 100V99H99ZM109 100V99H108ZM126 100V102H128ZM138 100V101H139ZM26 101V100H25ZM107 101V100H106ZM112 101V100H111ZM111 101H108L109 103L111 102ZM135 101V100H134ZM133 101V102H134ZM152 101V100H151ZM173 100H170V103L172 102ZM61 102H62V100H61ZM77 102V101H76ZM76 102H75V104H76ZM113 102V101H112ZM118 102V101H117ZM136 102V101H135ZM156 102V101H155ZM192 101H190L189 99H188V101H185V102H183V105H182V110L180 111H176V113H175V116H177V115H179V114H177V113H179L180 112V114L182 113H184V111H186L185 110V107H186V105L188 104V103H191ZM89 103H91V102H89ZM102 103V102H101ZM162 103V102H161ZM9 104V103H8ZM86 104V103H85ZM92 104V103H91ZM99 104H100V102H99ZM104 104V103H103ZM132 104H134V103H132ZM137 104L138 105H140V104H146V108L149 110V112H151L152 114H153V116H151L152 117V119L154 120H156L157 119V116H159L158 115V113H156L155 111H156V109H160L161 107H162V105L161 104H159V102L153 107L152 106V104L150 105L149 104V101H142V102H137ZM173 105L174 104H176V103H172ZM171 104V105H172ZM72 105L71 106H69V110L70 111H72L73 109H72ZM154 105V104H153ZM153 108H152V107ZM181 106V105H180ZM102 107V106H101ZM4 108V107H3ZM6 108H9V107H6ZM6 108H4V109H0V111H2V112H4V111H11V110H9V109H6ZM74 108V107H73ZM172 108V107H171ZM175 108H176V106H175ZM99 109V108H98ZM102 109V108H101ZM100 109V110H101ZM104 110H106L105 108H103ZM108 109V108H107ZM113 109V108H112ZM165 109V108H164ZM64 110V109H63ZM109 110H111V109H109ZM155 110V111H154ZM176 109H174V111H175ZM204 110V111H203ZM66 111V110H65ZM64 111V112H65ZM102 111V110H101ZM100 111V112H101ZM173 111V112H174ZM2 112H0V114L2 113ZM12 112H13V110H12ZM104 112V111H103ZM103 112H101V113H103ZM141 112V111H140ZM5 113L6 112H4L3 114H2V117H0L1 119L3 118V116L5 115ZM21 113L22 112H20V115L18 114V117H19V122L21 123V126L22 125H24V118H22V116L23 115H21ZM68 113H69V111H68ZM104 113H106V112H104ZM7 114V113H6ZM11 114V113H10ZM9 114V115H10ZM108 114V113H107ZM138 114V115H137ZM137 114L135 115V113L133 114V115H135L134 116V119H136V120H134L136 123H138V120L139 121H143V120H145L144 119V117H142V116H144L143 114H140L139 113V111L137 112ZM145 114V113H144ZM188 113H184L183 114V118L184 119H186L187 117H186V115H187ZM149 115V113H147V115L146 116H148ZM162 115V114H161ZM137 116V117H136ZM8 117V116H7ZM133 117V116H132ZM136 117V118H135ZM160 117V116H159ZM172 117H174V116H172ZM104 118H108V116L107 115H105L104 114ZM146 118V117H145ZM119 119V118H118ZM162 119H164V118H162ZM10 120V119H9ZM59 120H62V119H59ZM64 120V119H63ZM62 120V121H63ZM127 120V119H126ZM131 120V119H130ZM195 120V119H194ZM197 120V119H196ZM196 120L194 121V122H196ZM6 121V120H5ZM8 121V120H7ZM110 121V120H109ZM117 121H119V120H117ZM120 121H123V119L122 120H120ZM248 121V120H247ZM18 122V123H19ZM65 122V121H64ZM111 122V124H112V122H113V119H112V121H110ZM124 122H126L125 121V119H124ZM132 122V121H131ZM135 122H134V124H130V125H135ZM161 122L163 123V120H161L160 121V124H161ZM164 122H167V121H165V119H164ZM194 122H193V124H194ZM11 123H13V122H10L9 124H11ZM116 123V122H115ZM120 123H122V122H120ZM127 123V125L129 126V123L128 122H126ZM133 123V122H132ZM140 123V122H139ZM138 123V124H139ZM13 124H15V123H13ZM137 124V125H138ZM164 124V123H163ZM161 125V126H159L158 128H157V130H163V129H167V126H165V125ZM20 125V124H19ZM26 125V124H25ZM24 125V126H25ZM146 125V124H145ZM167 125V124H166ZM212 125V124H211ZM14 126V125H13ZM15 126H16V124H15ZM79 126V124L77 125V127ZM147 126V125H146ZM146 126H144V125H142L141 123H140V127H142L144 130H146V131H148L149 129H147L146 128ZM150 126V125H149ZM158 126V125H157ZM17 129H19L20 127L17 125ZM23 127V126H22ZM73 127V126H72ZM76 126H75V128H77ZM127 127V126H126ZM131 127H133V126H131ZM148 127V126H147ZM152 127H154L155 128V126H154V124H152ZM8 128V127H7ZM66 128V127H65ZM188 128V127H187ZM9 129V128H8ZM130 129V128H129ZM190 129V128H189ZM10 130V129H9ZM23 130H24V128H23ZM25 130H27V129H25ZM25 130L23 131V132H25ZM82 130V129H81ZM90 130V129H89ZM205 130H207V133H205ZM210 130V129H209ZM14 131V130H13ZM17 131V130H16ZM15 131V132H16ZM173 131V132H172ZM12 132V131H11ZM80 132V131H79ZM84 132V131H83ZM172 132V133H171ZM243 132V133H242ZM13 134H14V132H12ZM31 133V132H30ZM144 133H146V132H144ZM162 133H163V131H162ZM16 134H17V132H16ZM28 134H29V132H28ZM27 134V135H28ZM33 134V133H32ZM31 134V135H32ZM77 134V133H76ZM79 134V133H78ZM82 134V133H81ZM15 135V134H14ZM21 135V134H20ZM20 135H18V137L20 136ZM24 135V134H23ZM21 135L20 137L22 138V140H23V137H24V142L25 143H27V145H28V143L30 144V146H31V143H33L32 142V136H30V134L28 135L29 136V139L28 138H26L25 139V136L26 135ZM169 135H168V137H169ZM16 136V135H15ZM27 136V137H28ZM147 136V135H146ZM150 136H152V138H153V140H154V142H155V144L156 145H160V144H158V143H160V141L162 140H160V138H158L157 136H155L153 133H150ZM164 136V135H163ZM20 137H19V142H18V140H17V142L16 143H18V144H24V142L23 143H20ZM149 137V136H148ZM162 137V136H161ZM16 138H17V136H16ZM33 138H34V136H33ZM65 138V137H64ZM163 138V137H162ZM185 139L184 141H182V139ZM195 138V137H194ZM62 139L63 138H61L60 139V141H62ZM142 139V138H141ZM145 139V138H144ZM30 140V142H28ZM36 140V139H35ZM48 140V139H47ZM66 140V139H65ZM65 140H63V141H65ZM6 141H8V139L6 140ZM59 141V140H58ZM58 142V143H56V146H59L60 147V145H61V143H62V145H63V143L64 142ZM71 141V140H70ZM136 141H138V140H136ZM145 141H146V139H145ZM177 141V142H176ZM22 142V141H21ZM49 142V141H48ZM133 142V141H132ZM131 142V143H132ZM141 142V141H140ZM162 142V141H161ZM50 143V142H49ZM142 143H145V142H143V140H142ZM153 143V142H152ZM170 143V142H169ZM7 144V143H6ZM9 144V143H8ZM18 144H15V146L16 147H14V148H16V150H19L18 149V147H17V145ZM34 144V143H33ZM39 144V143H38ZM42 144V143H41ZM40 144V145H41ZM57 144H60V145H57ZM65 144V143H64ZM68 143H66L65 145L66 146H68L67 145ZM61 145V147H63ZM133 144H131V146H130V144H129V146L130 147H133V148H137L136 146H132ZM145 145H147V144H145ZM144 145V146H145ZM14 146V145H13ZM19 146V145H18ZM23 146V145H22ZM29 146V145H28ZM33 146V145H32ZM43 146V145H42ZM56 146L55 147H53V148H56ZM70 146V145H69ZM162 146V145H161ZM192 146H193V144H192ZM24 147V146H23ZM26 147V146H25ZM164 147V146H163ZM162 147V148H163ZM210 147V146H209ZM19 148H21L22 149V147H21V145L19 146ZM29 148V147H28ZM73 148V147H72ZM145 148L146 149H148L146 146H145ZM150 148V147H149ZM160 148V146L158 147V149ZM192 148H194V147H192ZM199 148H200V146L198 145V153H199ZM20 149V150H21ZM24 149V148H23ZM34 149H35V147H34ZM52 149V148H51ZM142 147L141 148H139V150H141L142 151ZM185 149V150H186ZM191 149V148H190ZM19 150V151H20ZM25 150H27V148L25 149ZM32 150V149H31ZM50 150V149H49ZM54 150V149H53ZM69 150H72V149H70L69 148ZM144 150V149H143ZM151 150V149H150ZM162 150V149H161ZM163 150H165V149H163ZM184 150V149H183ZM192 150V149H191ZM21 151H23V150H21ZM34 152H36L35 150H33ZM32 151V152H33ZM41 151V150H40ZM160 151V150H159ZM159 151L157 150V153L159 154ZM172 151V150H171ZM189 151V150H188ZM28 152V151H27ZM29 152H30V150H29ZM76 152V151H75ZM152 152V151H151ZM162 152V151H161ZM183 152V151H182ZM20 153V152H19ZM24 153V152H23ZM42 153H43V151H42ZM41 153V154H42ZM31 154V153H30ZM44 154H46V153H44ZM155 154L156 153H154V156H155ZM144 155V154H143ZM160 155V154H159ZM173 156L174 154L173 153H171L170 154V156ZM177 155V154H176ZM200 155V154H199ZM23 156H25V157H23ZM22 157H23V159H25L26 157H29V156H31V155H29V156H26V155H23ZM33 156V155H32ZM45 156V155H44ZM47 157H48V155H46ZM169 156V157H170ZM175 156V155H174ZM34 157V156H33ZM33 157H30V158H32L33 159ZM162 157H164V156H162ZM169 157H167V158H169ZM41 158V157H40ZM45 159H46V157H44ZM49 158V157H48ZM62 158V157H61ZM92 158H94V157H92ZM165 158V157H164ZM180 158V157H179ZM28 159V158H27ZM27 159H25V161L26 162H28L27 161ZM37 159V158H36ZM35 159V160H36ZM42 159H43V157H42ZM56 159H59V157H57ZM66 159H68V158H66ZM95 159V158H94ZM137 159H139V158H137ZM160 159H161V157H160ZM175 161H176V163L175 164H178V167H177V169H175V173H174V175H173V179H172V182H171V184H170V187H167V188H164V189H161V190H159V192H158V194L164 199L163 201H164V205H166V206H168V204H170V206L169 207H165V209L164 210H170V211H172L173 213H174V211H173V205L176 203H174L173 204V201H172V198H171V194H170V191L171 190H175V192H178V189H175V186H174V184H173V181H175L176 179V181H178V178H181L180 180H185L186 182L185 183H187V186L189 185L188 183V177H185L184 176V174H185V172H187L186 170H187V165L186 166H184L183 165V162L180 160V159H177L176 158V156L173 158ZM222 159H224V158H222ZM28 160H30V159H28ZM34 160V159H33ZM32 160V162L33 163H31V166H34L33 168H31V169H29V172L27 171V176L25 177L26 179H25V183H26V186L28 187V188H31V189H34L38 184H41V183H38L39 182V180L40 179H43L44 177H40L38 180L36 179V177L35 176H37V177H39V175H35L34 176V171L36 170V168L37 167H35L36 165H37V163H38V161L37 162H34ZM68 160H70V159H68ZM71 160H72V157H71ZM74 160H78V159H74ZM140 160V159H139ZM162 160H163V158L161 159V162H162ZM31 161V160H30ZM46 161H48L47 159H46ZM57 161V160H56ZM58 161H60V160H58ZM58 161H57V163H58ZM67 161V160H66ZM76 161H73V162H75V164L78 162H76ZM81 161V160H80ZM158 161H159V159H158ZM225 162H226V159L224 160ZM1 162V161H0ZM44 162V161H43ZM49 162V161H48ZM61 162V161H60ZM59 162V163H60ZM63 163H64V161H62ZM61 162V163H62ZM68 162V161H67ZM70 162H72V161H69V164H71ZM160 162V161H159ZM165 162V161H164ZM29 163V162H28ZM50 163V162H49ZM62 163V164H63ZM79 163V162H78ZM88 163V162H87ZM26 165H27V163H25ZM46 164H47V162H46ZM62 164H59V165H62ZM74 164V163H73ZM96 164H97V162H96ZM160 165H159V169H156V168H154L153 166H152V164H151V167H150V170L148 171L147 169H148V167H147V169H145V170H143L141 167H138V170H136L137 172H136V178H137V182L138 183H143L144 184V181L146 180V183H148L149 184V187H150V192H152V189H153V183H151V181L149 180V176L150 175H153L155 172H157V171H159L160 169H161V174L164 176L165 174V172H167L168 171V165L167 164H165V165H167V166H165V168H164V165L163 164H161V163H159ZM3 165V164H2ZM1 165V166H2ZM5 165V164H4ZM29 165H30V163H29ZM43 163H42V165H41V168L43 167ZM65 165V164H64ZM64 165L62 166V167H64ZM68 164L66 163V166H67ZM81 165V164H80ZM201 164L199 163V165H198V175L201 173V172H203V171H207V170H211V168H209L210 166L209 165H204L203 167H199ZM226 165V164H225ZM46 166V165H45ZM43 167L42 169H43V171H44V174H47L48 176H45V177H48V180L47 181H49V175H51L52 174V176H53V173L52 172H50V171H48V169L46 168V167ZM47 166H48V164H47ZM71 166H74V165H71ZM76 166V165H75ZM74 166V167H75ZM78 167H79V165H77ZM81 166H83V165H81ZM88 166V165H87ZM202 166V165H201ZM222 166V165H221ZM61 167V168H62ZM76 168V171L77 172H79V170H77V169H79V168ZM142 167H144L143 165H142ZM146 167V166H145ZM38 168H40V167H38ZM49 168V167H48ZM65 169H67V167H64ZM68 168H71L70 166L68 167ZM83 168V167H82ZM162 168H164V170L162 169ZM215 168V167H214ZM221 168V167H220ZM72 169V168H71ZM70 169V170H71ZM74 169V168H73ZM81 169V168H80ZM87 169V168H86ZM85 169V170H86ZM137 169V168H136ZM216 169V168H215ZM219 169V168H218ZM0 170H2V169H0ZM49 170H51L50 168H49ZM69 170V171H70ZM147 170V171H146ZM217 170V169H216ZM221 170V169H220ZM42 171V170H41ZM75 170H73V172H74ZM83 171V170H82ZM82 171H80V172H82ZM66 172H67V170H66ZM66 172H64L65 174V177L67 176L66 174L68 173H66ZM73 172H71V173H69V177H70V174H72ZM85 172H87V171H85ZM89 172V171H88ZM87 172V173H88ZM93 172V171H92ZM100 172V171H99ZM189 172V171H188ZM192 172V171H191ZM3 173V172H2ZM42 173V175H43V172H41ZM87 173H84V174H87ZM90 173V172H89ZM95 173V172H94ZM94 173H92V175L94 174ZM215 173V172H214ZM7 174V173H6ZM74 174H76V172L74 173ZM98 174V173H97ZM102 174V173H101ZM135 174V173H134ZM161 174H160V176H161ZM190 174V173H189ZM10 175V174H9ZM8 175V176H9ZM55 175V174H54ZM62 175V174H61ZM60 175V176H61ZM63 175V176H64ZM77 175V174H76ZM95 175V174H94ZM7 176V177H8ZM73 176V175H72ZM75 176V175H74ZM78 176H80V175H78ZM83 176V175H82ZM86 176H88V177H85L84 176V178L86 179H90L91 180V178H93L92 176H91V174H90V176L89 175H86ZM99 176H101L102 177V180H103V174L102 175H100L99 174ZM99 176L97 175L96 176V179H97V177H98V179H99ZM156 176V175H155ZM160 176H158V177H160ZM7 177H5V178H7ZM65 177H62V179H65ZM81 177V176H80ZM157 177V176H156ZM11 177H9V179H10ZM51 178H53V177H51ZM67 178V177H66ZM71 178V177H70ZM70 178L68 179V181L70 180ZM77 177H75L73 180L74 181H76L75 179H76ZM95 178V177H94ZM45 180H46V178H44ZM43 179V180H44ZM78 179V178H77ZM97 179V181H99ZM162 179V178H161ZM43 180H40V182H42ZM52 181H53V179H51ZM56 180V179H55ZM55 180H54V182H52L51 183V181L47 184V186H46V188L44 189V190H46L47 192H49V194L47 195L48 196V198H50L49 197V195H51V193L53 194V195H55V196H59L61 193H63L64 192V189H65V192H67L68 190H71V189H66L68 186H70V185H68L67 187H65V188H61V190L63 191H61L60 190V194H58V195H56V194H54V192H51L50 193V191H56V187L54 186V185H56V184H54L55 183ZM73 180H70V182L72 181L73 182ZM82 181H83V179H81ZM89 180V181H90ZM166 180V179H165ZM179 180V181H180ZM223 180V179H222ZM224 180H225V178H224ZM12 181V180H11ZM67 182V180L65 179L64 180V182ZM78 182L77 183H79V179L77 180ZM86 181V188L90 185V184H88V183H91V182H88L87 183V180H85ZM92 181V180H91ZM95 181V180H94ZM95 182V183H97L98 184V182ZM208 181V180H207ZM254 181V180H253ZM16 182V181H15ZM14 182V183H15ZM65 182V183H66ZM81 182V181H80ZM102 182V181H101ZM166 182V181H165ZM181 182V181H180ZM210 182V181H209ZM222 182V181H221ZM13 183V184H14ZM38 183V184H37ZM43 183V182H42ZM44 183H45V181H44ZM43 183V184H44ZM74 183V182H73ZM77 183H75V184H77ZM92 183H93V181H92ZM179 183V182H178ZM182 183V182H181ZM217 183V182H216ZM67 184V183H66ZM83 184H84V182H83ZM84 184V185H85ZM102 184V183H101ZM142 184V185H143ZM147 184V185H148ZM166 184V183H165ZM220 184V183H219ZM58 185V187H59V183L57 184ZM65 185V184H64ZM77 185H82V184H77ZM84 185L82 186V187H84ZM95 185V184H94ZM164 185V184H163ZM169 185V184H168ZM184 185V184H183ZM226 185V184H225ZM252 185V184H251ZM16 186H18V185H16ZM72 186H74V184L72 185ZM91 186V185H90ZM167 186V185H166ZM263 186V185H262ZM38 187H40V186H38ZM55 187V188H54ZM61 187H63V186H61ZM71 187V186H70ZM77 187V186H76ZM102 187V186H101ZM142 187V186H141ZM180 187H181V185H180ZM224 187H227V185L226 186H223V189H224ZM69 188V187H68ZM71 188H73V187H71ZM81 188V187H80ZM85 188V187H84ZM84 188H83V190H84ZM187 188H189V187H186V186H184V189L186 190ZM40 188H36V189H34L33 190V192H35L36 190L38 191ZM55 189V190H54ZM58 189V188H57ZM74 189H75V187H74ZM90 189V188H89ZM93 189V188H92ZM160 189V188H159ZM44 190H42L43 192H44ZM59 190V189H58ZM57 190V191H58ZM73 190V189H72ZM83 190L81 189L80 191H79V188H78V191H79V196L81 195L82 196V194H80V192H83ZM95 190V189H94ZM31 191V190H30ZM41 191V192H42ZM76 191H77V188H76ZM77 191V192H78ZM86 191V190H85ZM90 191V190H89ZM92 191V190H91ZM143 194L144 195H146V197L148 198L150 195H148V193H150V192H147L146 194L144 193L145 191H144V188H143ZM141 191V192H142ZM153 191H154V189H153ZM43 192H42V194H43ZM64 192V193H65ZM135 192H137V191H135ZM157 192V191H156ZM189 192H190V190L188 191V190H186L185 192H184V194L183 195H187V194H189ZM192 192V191H191ZM238 192V191H237ZM0 193H1V191H0ZM26 193V192H25ZM24 193V195L26 196V194ZM37 193V192H36ZM36 193H35V195H36ZM40 193V192H39ZM58 193V192H57ZM63 193V194H64ZM68 193H69V191H68ZM71 193H75V190L74 191H72V192H70L69 194H71ZM154 193V192H153ZM152 193V194H153ZM179 193V192H178ZM181 193V192H180ZM241 193L243 194V197L240 199V201L238 202V204H237V206H235L236 204L234 203V206L233 207H235V208H233V210L234 209H236V210H240V211H242V212H244L245 213V215L246 216H243V217H241V218H243L242 219V222L243 221H246V217L247 216H253V215H255L256 213H257V211H259L260 213L261 212H264V198L263 197H261L263 194H264V187H261V185L260 186H258V185H256V183H255V186H253L252 188H251V186L249 185L248 186V188H245V189H243L242 191H241ZM263 193V194H262ZM41 194V193H40ZM46 193H44V195H45ZM66 194V193H65ZM77 194V195H78ZM83 194H85V192L83 193ZM94 194V193H93ZM96 194V193H95ZM142 193H141V195H143ZM195 194V192H192L190 195L191 196H187V198H184L183 200H184V202L186 203V204H188V203H190L191 202V206H190V212L191 213H194L189 219L191 220V223L192 224H198V227H196V226H194V227H196V228H198V230L199 231H201V234H205L206 232H204V228H209V231H210V233H209V238L213 241H215V244H216V246L218 247V245H219V242L220 241H224L223 243V250L225 251V253H226V255L228 256L227 258H228V260H229V262L227 261L225 264H264V255L262 254V250H261V255L258 253V252H256V254L252 251L251 252V250H252V248L254 247V248H256L255 247V245L259 242V239H258V241H257V236H255L256 237V239L254 238V235H249V236H253V237H251V238H254V241L256 240L257 241V243L255 244V242L253 241V239H249L250 237L247 235V237H245L246 236V234L244 233V231L243 230H238V229H235V230H233V231H230L227 235L226 234H223L222 235V237L220 236V240L216 237V235H215V231H213L214 230V221H211V222H209L208 220H206V221H208V222H206L204 219H202V211L199 209V210H197L196 208H198V207H196V205L194 206V203H192V200L191 199H193V198H195V196H196V194ZM37 195H38V193H37ZM52 195V196H53ZM62 195V194H61ZM68 195V194H67ZM143 195V196H144ZM181 195V194H180ZM24 196V197H25ZM46 196V197H47ZM51 196V197H52ZM55 196H53V197H55ZM65 196V195H64ZM64 196H62V197H64ZM70 196V195H69ZM80 196V197H81ZM90 196H92V194L90 195ZM152 196V195H151ZM242 196V195H241ZM254 196V197H253ZM256 196V197H255ZM1 197V196H0ZM67 197V196H66ZM71 197V196H70ZM82 197H84V195L82 196ZM94 197H95V195H94ZM96 197H98V196H96ZM95 197V198H96ZM146 197H145V199H146ZM174 197H175V195H174ZM193 197V198H192ZM56 198V197H55ZM54 198V200L56 201V199ZM60 198H61V196H60ZM60 198H58L57 197V199H58V201H59V199ZM92 198H93V196H92ZM178 198V197H177ZM51 199V198H50ZM49 199V200H50ZM61 199H63V200H65L64 198H61ZM66 199H68V198H66ZM70 199V198H69ZM68 199V200H69ZM94 199V198H93ZM150 199V198H149ZM148 199V200H149ZM53 199H51V201H52ZM80 200L82 201V199L80 198ZM84 201H85V199H83ZM88 200V199H87ZM92 200V199H91ZM95 200H97V198L95 199ZM99 200V199H98ZM62 201V200H61ZM78 201V200H77ZM105 202H101V203H105V205H104V208H105V206H107L108 204V202L106 201V200H104ZM177 201V200H176ZM201 202H202V200H200ZM210 201V200H209ZM94 202V201H93ZM92 202V203H93ZM97 201H95L94 203H96ZM138 202V201H137ZM203 202H205V201H203ZM59 203H61V204H63V205H65L66 206V204H64V201H62V202H59ZM58 203V204H59ZM65 203H67V202H65ZM88 203H89V201H88ZM92 203H91V205H92ZM155 204H156V202H154ZM153 203V204H154ZM209 203V202H208ZM207 203V204H208ZM212 203V202H211ZM210 203V204H211ZM57 204V203H56ZM100 204V203H99ZM107 204V205H106ZM111 204V203H110ZM205 204V203H204ZM209 204V205H210ZM215 204V203H214ZM249 204V205H248ZM253 204H256L257 206H256V208H255V206H254V208H253V206L251 207L250 205H253ZM60 205V204H59ZM138 205H139V203H138ZM137 205V206H138ZM162 205V204H161ZM61 206V205H60ZM64 206V207H65ZM88 207H90L89 206V204L87 205ZM98 206V205H97ZM100 206V205H99ZM155 206H157V205H155ZM159 206V205H158ZM175 206V205H174ZM213 206V205H212ZM61 207H63V206H61ZM87 207V208H88ZM145 207H148V206H145ZM154 207V206H153ZM162 207V206H161ZM182 207V206H181ZM257 207H259V208H257ZM263 208L262 210H261V208ZM83 208V211H84V207H82ZM82 208H79L80 209V211L82 210ZM87 208H85L86 209V211H87ZM91 208L93 209V210H95L92 206H91ZM90 208V210H92ZM102 208V207H101ZM149 208V207H148ZM158 209V208H157ZM176 209V208H175ZM177 209H179V208H177ZM232 209V208H231ZM92 210V211H93ZM101 210H103V209H101ZM180 210V209H179ZM195 210H197L198 212L197 213H195ZM255 210V211H254ZM78 212V214H76L77 216H79L80 214L82 215H84V214H86V213H84V212ZM104 211L105 212H107L105 209H104ZM169 211V212H170ZM187 211V210H186ZM89 213H90V211H88ZM158 212H159V210H158ZM172 212H170V213H172ZM67 213H69V211L67 212ZM93 214H94V212H92ZM92 213H90V214H92ZM95 213H96V211H95ZM97 213H101V212H97ZM102 213L104 214V212L102 211ZM101 213V214H102ZM109 212H107V214H108ZM166 213H168V212H166ZM182 213V212H181ZM62 214V213H61ZM63 214L65 215V213L63 212ZM71 215L72 214H74V213H70ZM92 214V215H93ZM103 214H102V216H103ZM106 214V213H105ZM104 214V215H105ZM115 214V213H114ZM117 214V213H116ZM158 214V213H157ZM198 214V215H197ZM69 215V214H68ZM71 215L70 216H66V217H70V218H68V219H72V221H73V218H74V216H73V218L71 217ZM75 215V214H74ZM100 215V214H99ZM108 215H110V213L108 214ZM168 215H169V213H168ZM173 215V214H172ZM190 215V214H189ZM257 215V214H256ZM255 215V216H256ZM98 215H94V218L95 217H97ZM101 216V215H100ZM106 216V215H105ZM112 216H114V215H112ZM116 216V215H115ZM87 217V216H86ZM99 217V216H98ZM167 217V216H166ZM65 219V220H67V221H69L67 218H65L64 216H62V219ZM76 218V217H75ZM80 218V217H79ZM78 218V219H79ZM99 218H101V217H99ZM158 218H161V217H159L158 216ZM164 218V217H163ZM169 218V217H168ZM174 218V217H173ZM257 218V217H256ZM255 218V219H256ZM62 219H60V220H62ZM77 219V218H76ZM82 219V218H81ZM86 219V218H85ZM93 219V218H92ZM96 219H98V218H96ZM260 219V218H259ZM80 220V219H79ZM78 220V221H79ZM257 220H258V218H257ZM71 221V223H73ZM75 221V220H74ZM77 221V220H76ZM193 221V222H192ZM216 221V220H215ZM255 221V220H254ZM261 221V220H260ZM66 222V221H65ZM65 222H63L62 224H65ZM70 222V221H69ZM247 222V221H246ZM213 223V224H212ZM256 223L258 224L259 223V221H255V224H253V225H255L256 226ZM191 224V225H192ZM248 224V223H247ZM70 225H72V224H70ZM73 225H74V223H73ZM77 225V224H76ZM260 225H261V223H260ZM264 225V224H263ZM59 226H60V224H59ZM62 227H63V225H61ZM68 226V223H67V225L66 226H64V227H67ZM61 227V228H62ZM63 227V228H64ZM258 227H259V224H258ZM264 227V226H263ZM262 227V228H263ZM4 228V227H3ZM215 228H217V227H215ZM251 228V227H250ZM252 228H254V226L252 227ZM65 229V228H64ZM67 229H68V227H67ZM70 229V228H69ZM247 229H248V227H247ZM60 230H62L63 232H67L66 230L64 231L63 229H60ZM206 230V229H205ZM216 230V229H215ZM251 230V229H250ZM253 230V229H252ZM256 230V229H255ZM55 231V230H54ZM206 231H208V230H206ZM208 231V232H209ZM249 231V230H248ZM217 232V231H216ZM68 233V232H67ZM255 233V232H254ZM43 234V233H42ZM207 234V233H206ZM250 234H251V232H250ZM258 234V233H257ZM45 235V234H44ZM43 235V238L45 237ZM256 235V234H255ZM262 235H264V234H262ZM261 235V236H262ZM204 236V235H203ZM202 236V237H203ZM208 237V236H207ZM263 237V236H262ZM46 239H48L47 237H45ZM165 238V237H164ZM174 238V237H173ZM204 238H206V237H204ZM203 238V239H204ZM264 238V237H263ZM45 239V240H46ZM153 239V238H152ZM155 239V238H154ZM168 239V238H167ZM171 239V238H170ZM207 239V238H206ZM244 239L246 240V239H248V242L246 243L245 241H244ZM49 240V239H48ZM47 240V241H48ZM261 241L260 242H262L263 240L262 239H260ZM167 241V240H166ZM242 241V242H241ZM43 242H45V241H43ZM244 242L246 243V244H244ZM213 243V242H212ZM240 243H243L245 246H243L242 247V245L241 246H239V244ZM158 244V243H157ZM178 245H179V243H178ZM212 245V244H211ZM257 245H259V243L257 244ZM264 245V244H263ZM156 246V245H155ZM181 246V245H180ZM260 246L262 247V245H261V243H260ZM165 247V246H164ZM184 247V246H183ZM264 247V246H263ZM168 248H169V246H168ZM168 248H167V251H168ZM259 249H260V247H258ZM182 249H184V248H182ZM263 249V248H262ZM176 250L177 251H179L180 250V248L176 245ZM254 250V249H253ZM164 251L165 252H167L165 249H164ZM182 251L183 250H180V254L179 255H174L173 257H172V255L171 254H169L168 252H167V255L169 254V256H168V260L166 261L165 259H164V255L162 256V254L161 253H159L160 255H161V259L158 261L159 262V264H163V260H162V257H163V259L166 261V264H172V260L175 258V259H178L179 257H181V259H183L184 258V256H182ZM184 251H186V249H184ZM199 251V250H198ZM255 251H256V249H255ZM258 251V250H257ZM141 252V251H140ZM175 252L176 251H174V254H175ZM200 252V251H199ZM206 252H209V251H206ZM142 253V257L143 258H141V259H143L144 260V257L145 256H147L146 258H145V261L146 262H148L146 259L148 258V260H150V264H158L157 262L155 263V260H154V255L152 256H150L148 253H146V255L145 256H143V252H141ZM149 253H150V251H149ZM171 253V252H170ZM178 253V252H177ZM264 253V252H263ZM139 254V253H138ZM173 254V253H172ZM193 254L194 253H192V256H193ZM200 254V253H199ZM199 254H198V263H197V261H196V263L197 264H204L205 262L203 261V262H201V260L199 259ZM195 255V254H194ZM207 256V255H206ZM212 257H213V259L215 260V261H218V257H217V255L216 254H212L211 255ZM122 257H123V255H122ZM170 257H172L173 259H171ZM183 257V258H182ZM194 257V256H193ZM156 258H157V256H156ZM155 258V259H156ZM171 260H170V259ZM200 258H201V256H200ZM206 258V257H205ZM208 259H207V264H213V262H212V258H211V260H210V256H208L207 257ZM106 259V258H105ZM119 259V258H118ZM138 259V258H137ZM159 258H157V260H158ZM180 259V258H179ZM180 259V260H181ZM97 260V259H96ZM107 260V259H106ZM120 260V259H119ZM135 260V259H134ZM142 260V261H143ZM180 260H178V261H180ZM185 259H183V261H184ZM194 260V259H193ZM70 261V260H69ZM97 261H99V260H97ZM122 261V260H121ZM120 261V262H121ZM131 261V260H130ZM161 261V262H160ZM175 261V260H174ZM183 261H182V263H183ZM188 261V260H187ZM192 261V260H191ZM71 262V261H70ZM109 262H110V260H109ZM113 261H111V263H112ZM135 262V261H134ZM189 262V261H188ZM195 261H193L192 263H194ZM123 263V262H122ZM131 263V262H130ZM144 263V262H143ZM177 263V262H176ZM181 263V262H180ZM179 263V264H180ZM109 264V263H108ZM116 264H120V263H116ZM135 264V263H134ZM136 264H137V262H136ZM147 264H149V263H147ZM185 264V263H184ZM195 264V263H194ZM218 264H222V263H218Z\"/></svg>",
  "mask_w": 264,
  "mask_h": 264
}]
</instances>
